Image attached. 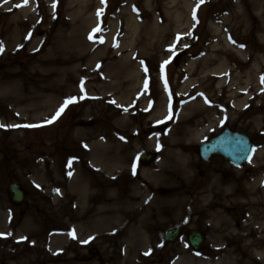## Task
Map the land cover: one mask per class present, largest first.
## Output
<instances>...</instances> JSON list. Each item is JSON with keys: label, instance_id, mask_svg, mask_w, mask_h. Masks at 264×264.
<instances>
[{"label": "rangeland", "instance_id": "rangeland-1", "mask_svg": "<svg viewBox=\"0 0 264 264\" xmlns=\"http://www.w3.org/2000/svg\"><path fill=\"white\" fill-rule=\"evenodd\" d=\"M0 43V77L13 73L14 88L21 93L15 97L42 95L43 88L56 94L72 81L71 95L52 101L44 114L21 112L28 101L15 104L14 96L3 98L8 90L0 91V122L12 125L6 143L14 177L36 202L32 219L21 220L15 213L13 227L0 228V264H48L57 255L62 259L66 254L52 249L49 238L62 233L65 240L70 232L75 238L71 235L69 255L75 264H176L181 259L186 264H264V240L257 241L264 239V0H0ZM134 49V59L122 58ZM124 60H131L138 73L128 89L116 85L122 76L111 77V64ZM220 61L225 67L218 84L210 69ZM72 65H82L78 75L90 78L76 82L66 75ZM187 78L192 82L184 86ZM238 90L243 94L236 96ZM166 94L178 101L195 94L198 115L208 116L214 106L212 111L257 145L251 166L255 187L243 188L232 199L233 209L208 212L209 221L200 227L209 237L198 253L181 242L161 245L164 230L177 220L157 224L149 215L112 208L118 203L119 180L132 174V161L141 150L139 129L165 120ZM70 97L75 101L48 123ZM204 99L210 102L207 107ZM189 116L179 115L178 126ZM83 125L108 131L109 149L122 157L120 172L107 173L103 189L104 205L117 218L102 243L76 237L69 200L60 199L65 186L56 182L67 181L73 166L86 163L88 145L75 132ZM89 176L96 179L95 172Z\"/></svg>", "mask_w": 264, "mask_h": 264}, {"label": "flooded vegetation", "instance_id": "flooded-vegetation-1", "mask_svg": "<svg viewBox=\"0 0 264 264\" xmlns=\"http://www.w3.org/2000/svg\"><path fill=\"white\" fill-rule=\"evenodd\" d=\"M173 105L175 109L181 106L176 99ZM198 114L190 115L181 126H178L174 116L165 126L156 124L139 129L136 142L141 150L135 159L136 173L133 174L131 168L129 177L120 178L118 203L112 205L116 211L149 215L151 221L157 224L177 220L165 230L179 228L178 243L186 246L190 245L187 234L191 230L203 233L208 241L207 232L200 227L209 221L206 217L208 212L233 209L235 204L232 199L239 197L243 188L251 189L256 184L250 166H237L224 149V143L231 142L232 145V135L217 137L215 147L200 148L220 134L227 124L219 118V125L212 126L211 119L215 118L212 111L208 116ZM0 124L5 125L0 127V228L3 229L13 227L15 213L21 220L32 219L36 202L29 199V192L25 190L20 204L16 205L7 191L11 183L18 181L14 177L13 157L9 155L6 143L8 127L6 123ZM228 128L231 131L240 130L232 124ZM231 151L233 154V149ZM148 157L152 158L150 163H147ZM170 212L180 215L166 217ZM160 243L170 245L164 237Z\"/></svg>", "mask_w": 264, "mask_h": 264}, {"label": "bare ground", "instance_id": "bare-ground-1", "mask_svg": "<svg viewBox=\"0 0 264 264\" xmlns=\"http://www.w3.org/2000/svg\"><path fill=\"white\" fill-rule=\"evenodd\" d=\"M173 16V15H172ZM178 16H175V19H177ZM155 28L151 29V33L155 32ZM155 34V33H154ZM156 37V36H155ZM161 35L157 38V44L159 50H163L162 47L163 41H161ZM161 48V49H160ZM138 49L132 50L130 53L125 54L122 58L123 59H134L137 55ZM237 52V51H236ZM237 55L243 58V54L240 52H237ZM121 58V60H123ZM73 67L69 68L68 71H66V75L73 76L72 79L76 80V82H81L88 80L90 76L88 74L84 75H78L79 72L83 70L82 65H72ZM114 70L113 73H111V77L113 78H120L122 76V79L120 82L116 83V85L126 87V89L129 88L131 85L130 80L137 77V67L134 66V63H132L131 60L129 61H122V62H114L111 64ZM192 66V64L189 65V68ZM115 67V69H114ZM224 62L220 63L218 62L216 65H214L211 69V76L210 78L216 79L218 84L222 83L220 73L222 72L224 68ZM122 73L124 75H122ZM114 75V76H113ZM219 75V76H218ZM13 73H8L7 79H3V77H0V79H3L0 81V91H3L4 89L8 90L9 94L4 95L3 97L5 100H9V97H12L11 100L15 104H26L24 101H28V104L25 105V108H20V111H27L31 113L34 110H41L44 114L46 112V109L50 108L51 102L58 100L60 98H64L66 96L71 95L72 88L70 86L71 82L67 81L65 82V88L66 91H58L56 94L54 92L46 93L44 92L46 89H42V95L41 94H31V95H25V96H17L15 97L18 92L14 86L16 84V80L13 78ZM47 76V75H46ZM45 76V77H46ZM69 78V77H68ZM129 82V84H128ZM192 82L191 79L187 78L185 85H190ZM17 85V84H16ZM14 92V94H13ZM13 95H12V94ZM243 94L241 90L237 91L235 93L236 96ZM255 94V93H254ZM9 96V97H8ZM38 99V102L35 104H30L31 101H35ZM245 97L240 101L241 103H244ZM20 106V105H17ZM195 106V102H192L188 104L185 108V110H188L187 112H182L184 115H192L196 112V110L193 108ZM262 107V104L259 106ZM42 114V115H43ZM84 126V125H83ZM76 134L84 140V142L88 145L87 152L85 154L86 159L85 165H78L76 167L73 166V174L71 178L66 180H60L58 179L56 182L59 186L63 187L64 189H61V195L60 199H64L65 201L69 200L67 202V205H69V208L72 211V214H74V217L72 218V222L74 224V228L76 230V237L77 238H90L93 240H96L100 243L104 242L105 239L108 238L111 232L112 224L115 218H117L116 215H113L110 213V210L107 208L106 205H104L103 201V189L108 185V175L107 173L117 174L120 172L121 165H122V157H117L113 152H111L110 147V140L111 135L108 133V131H105L101 127H78L75 130ZM81 161V160H80ZM96 173V179L90 180L89 174L92 173V175ZM65 175V174H64ZM79 188V191L78 189ZM88 191L89 196H86ZM76 209H73L75 208ZM117 220V219H116ZM252 233V232H251ZM59 234V233H58ZM56 234L52 236V239L49 238V245L51 247L57 248L60 255H65L64 258L58 259L57 256L53 258V260L48 261L49 263H55V259L57 258V261L55 264H75L73 262V257H70L71 253V238L72 236L69 235L63 240L64 234ZM260 236V234H258ZM65 237V236H64ZM264 240L260 238L259 243ZM40 247H43V245H40ZM53 257V256H51ZM48 263V264H49ZM176 264H186L184 261L178 260ZM191 264V263H188Z\"/></svg>", "mask_w": 264, "mask_h": 264}, {"label": "water", "instance_id": "water-1", "mask_svg": "<svg viewBox=\"0 0 264 264\" xmlns=\"http://www.w3.org/2000/svg\"><path fill=\"white\" fill-rule=\"evenodd\" d=\"M237 144H235V149H238L239 153L241 152H246L249 151L251 149L250 145H248L247 142V137L245 135L242 134H238V141L236 142ZM8 191L12 194V199L15 202H18L21 200V191L20 189H18L17 184H12L9 186ZM174 231H171L172 235L170 232H168L166 234V237L168 238L170 235L172 236V238L170 239L171 241H173L176 237V233ZM170 238V237H169ZM168 238V239H169ZM189 239L190 242L192 243V247L195 250H199L201 248V245L203 243V239L202 237L197 234V233H192L191 235H189Z\"/></svg>", "mask_w": 264, "mask_h": 264}, {"label": "snow or ice", "instance_id": "snow-or-ice-1", "mask_svg": "<svg viewBox=\"0 0 264 264\" xmlns=\"http://www.w3.org/2000/svg\"><path fill=\"white\" fill-rule=\"evenodd\" d=\"M102 2H104V0H102ZM24 3L26 4V3H27V0H24ZM199 3H203V0H199ZM19 6H20V5H16V7H19ZM198 6H199V4H197V7H198ZM53 7H55V3H53ZM9 10H10V9H9ZM193 16H194V18H195V11L193 12ZM94 31H96V29H94ZM241 47H242V45H241ZM2 52H3V44L0 43V53H2ZM166 63H168V61H165V62H164V64H166ZM164 64H161V72H163ZM262 82H264V81H262ZM81 90H83V89H81ZM74 101H75V97H70V98L66 99L65 102H64V104L61 105V107L57 110V112L55 113V115H53V116L51 117V119L48 120L47 122H48V123H51V122H53L54 120H56V119L59 117V115L61 114V112L64 110V108H65L69 103H72V102H74ZM0 127H5V125L0 124ZM8 127H12V125H8ZM70 164H71V161H69V165H70ZM136 168H137L136 161L133 160V161H132V171H133V174L136 173ZM69 174H71V173H69ZM0 235H2V234H0ZM69 235H73V238H75V237H74V233L70 232ZM20 239L23 240V239H25V237H21ZM89 239H91V237H90ZM82 242H83V243H87L88 241H82Z\"/></svg>", "mask_w": 264, "mask_h": 264}]
</instances>
